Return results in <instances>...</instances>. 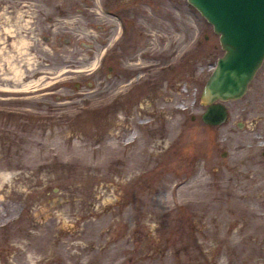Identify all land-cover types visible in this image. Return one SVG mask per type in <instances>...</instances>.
I'll return each mask as SVG.
<instances>
[{
	"label": "rangeland",
	"instance_id": "1",
	"mask_svg": "<svg viewBox=\"0 0 264 264\" xmlns=\"http://www.w3.org/2000/svg\"><path fill=\"white\" fill-rule=\"evenodd\" d=\"M221 53L185 0H0V264H264V58L207 125Z\"/></svg>",
	"mask_w": 264,
	"mask_h": 264
},
{
	"label": "water",
	"instance_id": "2",
	"mask_svg": "<svg viewBox=\"0 0 264 264\" xmlns=\"http://www.w3.org/2000/svg\"><path fill=\"white\" fill-rule=\"evenodd\" d=\"M186 2L210 24L222 50L199 93V101L204 105L201 121L220 124L227 117L224 102L245 93L264 58V0Z\"/></svg>",
	"mask_w": 264,
	"mask_h": 264
},
{
	"label": "flooded vegetation",
	"instance_id": "3",
	"mask_svg": "<svg viewBox=\"0 0 264 264\" xmlns=\"http://www.w3.org/2000/svg\"><path fill=\"white\" fill-rule=\"evenodd\" d=\"M115 16L116 15H118L117 13H115V12H112ZM117 17V16H116ZM104 58H105V53H104V51H103V53H102V55H101V59L104 61ZM105 62V61H104ZM107 68H108V70H110V66H107ZM108 74H109V72H108Z\"/></svg>",
	"mask_w": 264,
	"mask_h": 264
},
{
	"label": "bare ground",
	"instance_id": "4",
	"mask_svg": "<svg viewBox=\"0 0 264 264\" xmlns=\"http://www.w3.org/2000/svg\"><path fill=\"white\" fill-rule=\"evenodd\" d=\"M14 46H16V45H14ZM14 46H13V48H14ZM15 49V48H14ZM17 50V49H16ZM25 86H27V85H25Z\"/></svg>",
	"mask_w": 264,
	"mask_h": 264
}]
</instances>
